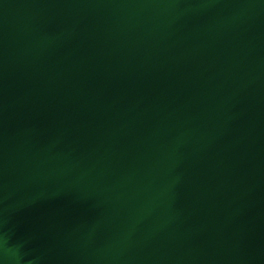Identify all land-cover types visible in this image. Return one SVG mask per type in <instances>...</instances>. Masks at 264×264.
Segmentation results:
<instances>
[{
  "label": "water",
  "instance_id": "95a60500",
  "mask_svg": "<svg viewBox=\"0 0 264 264\" xmlns=\"http://www.w3.org/2000/svg\"><path fill=\"white\" fill-rule=\"evenodd\" d=\"M0 264H264V0H0Z\"/></svg>",
  "mask_w": 264,
  "mask_h": 264
}]
</instances>
